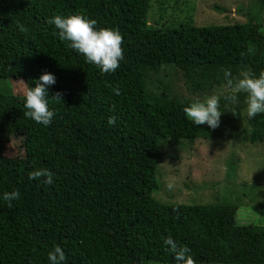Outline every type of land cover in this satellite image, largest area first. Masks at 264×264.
I'll return each instance as SVG.
<instances>
[{"label": "trees", "instance_id": "trees-1", "mask_svg": "<svg viewBox=\"0 0 264 264\" xmlns=\"http://www.w3.org/2000/svg\"><path fill=\"white\" fill-rule=\"evenodd\" d=\"M150 7L151 0H0V122L19 120L25 132L23 157H6L0 134V264H48L56 245L64 264H176L168 236L188 247L193 264H264V225L240 223L237 203L154 196L161 141L191 142L222 128L193 125L183 108L194 100L147 84L149 70L169 64L189 81L198 75L219 84L225 71L258 76L264 24L157 27L147 20ZM74 13L120 32L124 58L114 72L86 63L48 23L54 14ZM46 71L56 82L48 96L54 115L44 127L24 116L23 95L7 79L23 78L29 88ZM229 97L219 98L222 114L242 93ZM245 135L264 141V114L248 119ZM42 168L54 174L53 184L29 179ZM13 189L19 199L9 207L2 197Z\"/></svg>", "mask_w": 264, "mask_h": 264}, {"label": "rangeland", "instance_id": "rangeland-1", "mask_svg": "<svg viewBox=\"0 0 264 264\" xmlns=\"http://www.w3.org/2000/svg\"><path fill=\"white\" fill-rule=\"evenodd\" d=\"M249 19L264 24V0H151L147 14L149 23L157 27L179 26L188 20L195 25H210ZM245 74L248 72L240 70L227 77L220 75L222 82L219 84L197 75L193 80L198 83L196 87L182 69L169 64L149 70L147 84L154 92L168 86L171 95L194 101L226 94L235 99L232 87ZM7 82L15 94L22 95L27 89L23 78H8ZM241 93L242 100L230 107V112L221 114L218 126L222 130L208 137L199 136L191 142L185 139L161 141L163 155L157 175L161 187L153 192L158 200L165 203L229 200L239 205L237 219L240 223L264 225V141L251 143L245 137L249 119L247 93ZM0 134L6 157L25 156V132L21 121L2 119ZM239 135L243 137L237 138ZM169 183L171 188L167 186ZM147 264L161 263L150 261Z\"/></svg>", "mask_w": 264, "mask_h": 264}, {"label": "clouds", "instance_id": "clouds-1", "mask_svg": "<svg viewBox=\"0 0 264 264\" xmlns=\"http://www.w3.org/2000/svg\"><path fill=\"white\" fill-rule=\"evenodd\" d=\"M48 23L54 26L62 41L69 42L70 48L81 54L86 63L96 65L102 73L114 72L124 58L120 32L115 28L96 27L97 21L94 18L82 13L54 14ZM228 75L229 73L225 71V76ZM55 82V75L46 71L36 78L34 85L22 94L24 116L44 127L50 125L54 115L49 107L48 96L49 86ZM228 83L232 85L231 80ZM232 91L233 93H247L246 114L248 118L264 114V70L258 76L245 74L235 82ZM54 95L61 98L59 93ZM183 112L193 125L206 124L209 128L219 125L220 116L223 113L219 110V97L216 95H209L205 99L191 102L183 108ZM114 122V117L108 118L109 124ZM28 177L30 180L43 177L42 182L46 185L54 183V174L45 168L29 172ZM167 186L171 188L172 184L169 183ZM2 198L9 202V207H11V201L19 199V191L13 189L10 193H4ZM164 244L168 246L167 250L173 255L176 264H193L187 246L179 245L171 236L165 238ZM65 260V251L59 245L54 246L47 253L48 264H64Z\"/></svg>", "mask_w": 264, "mask_h": 264}]
</instances>
